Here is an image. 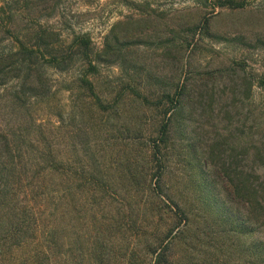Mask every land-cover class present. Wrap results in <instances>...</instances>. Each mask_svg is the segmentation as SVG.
Masks as SVG:
<instances>
[{"label": "rangeland", "instance_id": "1", "mask_svg": "<svg viewBox=\"0 0 264 264\" xmlns=\"http://www.w3.org/2000/svg\"><path fill=\"white\" fill-rule=\"evenodd\" d=\"M5 1L3 53L16 47L14 38L27 41L39 29L53 33L46 39L51 49L67 50L77 37L89 42L90 58L76 54L68 70L45 65L47 96L15 98L16 79L0 88V140L6 131L26 138L14 151L22 178L17 198H25L31 177L46 174L47 212L66 230L65 250L73 248L74 227L83 248L94 235L108 241L110 264H127L129 256L134 264H155L152 249L164 251L160 264H264L255 250L264 241L256 213L241 237L225 226L232 210L245 216L247 202H231L223 173L234 160L253 187L254 174H264L257 158H264V0H243L237 9L217 7V0ZM118 43H129L117 47L120 55L111 51ZM88 62L96 73L86 72ZM177 86L183 110L157 163L152 147L169 107L161 96ZM48 150L67 165L66 178L35 168ZM81 169L112 180L95 195L88 184L76 191ZM16 259L8 252L4 261Z\"/></svg>", "mask_w": 264, "mask_h": 264}, {"label": "trees", "instance_id": "2", "mask_svg": "<svg viewBox=\"0 0 264 264\" xmlns=\"http://www.w3.org/2000/svg\"><path fill=\"white\" fill-rule=\"evenodd\" d=\"M217 7H229L232 9L242 8L244 1L237 2L234 0H217ZM7 6L5 0H3L2 6H0V12ZM10 21V20H9ZM53 37V33L47 29L37 30L32 37L27 41H19L17 37L15 39V46L13 50L6 53L0 51V88L4 87L10 79L18 80L16 88H14V96L20 99L22 95L27 98L37 99L48 95L47 87H45L44 70L47 64L50 68H54L59 72L66 71L73 63V57L76 54H82L85 58H90L89 42L83 37H77L71 42L67 50L51 49L47 38ZM17 40V41H16ZM118 46L112 47V52H118L121 54V50L127 47L129 43H118ZM117 47H120L119 50ZM78 50V52L75 51ZM117 50V51H116ZM53 52V53H52ZM42 61V64L40 63ZM102 59L97 58L96 63H100ZM103 62H107L106 60ZM44 63V64H43ZM97 68L92 62L87 63L88 74L96 73ZM87 76H82L79 82L82 87L87 90L89 97L98 101L94 96V85L91 81L86 79ZM264 87V78L259 83ZM184 97V90L180 87H176L173 93H163L161 98L163 102L168 104V109H164L163 117L166 118L164 122L159 126L156 135V141L153 143L152 150L157 158V163H161L163 150H165L166 142L170 138V128L172 122L176 123V117L183 109H178ZM176 108V109H175ZM103 112H108L107 109H102ZM170 110L173 111L169 116ZM180 120V118H178ZM39 130V128H38ZM40 134L41 131L39 130ZM40 136V135H39ZM24 137H18L14 133L8 131L1 135L0 140V264H110L111 257L109 253L108 241L102 238H97L94 235V239L89 242L90 246L83 248L82 244L85 242L82 240V236L79 231L74 227L71 228L73 232V248L65 250L67 243V233L63 229V225H60V220L57 214H50L47 212L46 206V192L44 179L46 174L40 178L31 177L32 183L22 189V194L25 198L22 201L17 198L19 184L22 183V178L15 173L18 165L14 161V151H16V144L21 145ZM38 141V139H37ZM32 148L36 147V144H31ZM48 153H40L39 159H36L35 168L37 171L46 173L55 171L59 173V177L62 180L67 165L61 161L56 162L55 159ZM262 153V150H261ZM161 155V156H160ZM261 164L264 163V158L261 160L260 156L257 157ZM42 167H41V166ZM238 167V166H237ZM236 166H234V160H230V163L226 165V169L223 170L224 180L228 181V187L231 188L232 194H228L233 202V198H239L240 200H246L245 216L237 211H233L231 218L225 215V222L229 225L228 232H232L238 237L243 234L242 228L244 226H251L250 218H253L252 213H256L258 216L259 224L262 226L264 222V174L256 175L258 184L253 187L250 181V176L237 172ZM77 172V171H76ZM243 172V171H242ZM84 173L83 169L79 173H74L73 182L77 181L76 191L82 189L87 184L91 187L90 190L95 195L96 191L102 189L105 186V180H112L111 177L105 178L104 175L96 177L92 174ZM29 178V177H27ZM68 180V179H67ZM226 183V182H225ZM63 187H67L62 184ZM227 185V184H226ZM63 188L62 195L66 193V189ZM68 190V189H67ZM106 194V193H105ZM210 194V193H207ZM226 194V195H227ZM217 193L211 194V200L216 202L218 200ZM227 195V196H228ZM254 201H250L251 196L255 197ZM107 196V195H106ZM234 196V197H233ZM29 198V200L27 199ZM254 202V203H252ZM221 206V201L218 200ZM222 207V206H221ZM226 210H229L225 207ZM80 214V211H78ZM251 216V217H250ZM58 222V223H57ZM166 238L170 239L171 234L168 233ZM86 242V243H87ZM241 248L246 247L243 241L240 243ZM159 246V245H158ZM167 246V245H166ZM166 246L163 248L165 249ZM90 251L88 252L89 248ZM151 249V247H150ZM256 253L264 257V241H261L257 247H255ZM244 251H247L245 248ZM8 252H14L17 255L16 260L5 263L4 258ZM155 255V264H160V260L164 258V251L151 250ZM243 253V252H242ZM124 256V255H123ZM127 264H134V258L127 257Z\"/></svg>", "mask_w": 264, "mask_h": 264}]
</instances>
